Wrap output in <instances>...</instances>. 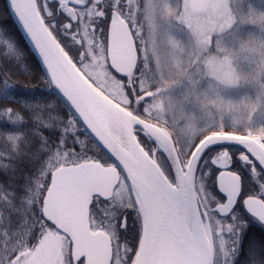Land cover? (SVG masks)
<instances>
[{
  "label": "snow or ice",
  "instance_id": "snow-or-ice-1",
  "mask_svg": "<svg viewBox=\"0 0 264 264\" xmlns=\"http://www.w3.org/2000/svg\"><path fill=\"white\" fill-rule=\"evenodd\" d=\"M8 4L44 66L41 83L56 90L67 112L52 102H6L11 89L35 85L0 74V121L16 128L0 129V172L14 175L11 161L20 156L38 161L25 175L19 206L0 183V264H235L244 213L264 225V151L224 135L181 142L102 104L80 75L96 86L84 72L86 38L115 3ZM241 167L255 190H246Z\"/></svg>",
  "mask_w": 264,
  "mask_h": 264
},
{
  "label": "trees",
  "instance_id": "trees-1",
  "mask_svg": "<svg viewBox=\"0 0 264 264\" xmlns=\"http://www.w3.org/2000/svg\"><path fill=\"white\" fill-rule=\"evenodd\" d=\"M144 1L145 0H129L128 13H126L127 20L133 28V35L135 37L139 56L134 72L130 76L124 77L118 75L109 68L105 56L106 26L102 21L98 22L99 27L96 31L94 33H89L86 38V52L90 60L86 62L84 72L95 81V85L100 91L108 97L110 93L111 99L119 105L123 103L125 105L124 108L127 110L129 109L126 106L130 103L128 95L130 89L132 92L131 111H135L137 106L142 104L143 108L141 109L142 114L139 115L140 118L165 129H172L176 134V139L180 140L181 137L173 127L174 121H178L179 119L176 118L172 120L168 116L164 93L178 85V83H181L188 73L183 72L180 75H171L163 84H159L157 81L154 72L151 70V67H149L150 56L147 54V49L142 43L146 30H143L139 34L136 28L137 16H142L144 21ZM261 2H264V0H227L228 5L233 9V14L236 17L235 23L229 28L223 29L218 35H213L212 37L214 40L211 41L210 46L204 43L205 40L203 39L205 38L203 37L206 36L203 35L197 38L195 42L197 49H195L189 61V65L191 68H199L198 72H192V79L200 78L203 80L204 78L207 80L210 64L220 60L222 57L224 60L229 59L235 68L237 64L250 63L252 68H249V70L253 75L252 79H254V84L256 86V88H253L254 94L255 97L256 94L260 97V109L264 110V44L261 43L264 39L262 38L257 41V50L254 52H236L234 51L236 49L229 44L232 36L241 32L251 33L250 31L252 29L257 32L259 28H261L260 26L264 24V20L255 14V9ZM176 3H179V0H175V4ZM246 21L255 22L256 26L254 28L248 26ZM243 23L246 24L244 27H242ZM226 37L228 40H226ZM221 38L222 41H220ZM259 42L261 44H259ZM247 43L251 44L252 47L256 46L252 41L245 40L244 45ZM249 54L252 55L249 56ZM5 72H10L14 77L18 78V83H26V81H29L35 85L33 87H20L18 85L14 89H11L8 93L6 102L12 103L22 100L34 105H46L52 102L55 104L53 110L66 114L67 105L63 99L50 84L46 82L41 83V81L46 80V73L15 26L9 14L6 1L0 0V74ZM108 85L111 86L113 90L115 89V91H111ZM0 102H5L3 97H0ZM28 117L30 120L31 113L28 114ZM32 127H34V125L31 122L26 125H20L21 129ZM0 129L8 131L16 130L13 125L4 121H0ZM224 129H227V132L249 135L264 141V124L259 123L255 125L253 123L250 124V122H246L242 125L218 122L217 127L196 133L193 138L195 139L198 136L206 135L211 132H225ZM42 131L45 133L49 132L48 129H42ZM52 134L54 135L55 133ZM31 139L33 141L31 150H34L39 141L35 137ZM11 163L14 166L15 174L12 175L10 173L0 172V183H3L9 190L17 194L15 203L19 206V197L23 194L25 175L31 174L35 170L38 161L30 159L28 156H20L13 159ZM11 218L15 222L18 216L13 213ZM248 230L251 229L249 228ZM252 230L254 237L259 241L258 243L264 248V229L256 227ZM237 255H239V253H237ZM235 264L242 263L239 260H235Z\"/></svg>",
  "mask_w": 264,
  "mask_h": 264
},
{
  "label": "rangeland",
  "instance_id": "rangeland-1",
  "mask_svg": "<svg viewBox=\"0 0 264 264\" xmlns=\"http://www.w3.org/2000/svg\"><path fill=\"white\" fill-rule=\"evenodd\" d=\"M143 12L146 32L142 42L150 56L149 67L159 84L171 75L188 73L181 83L164 93L168 116L172 120L179 119L174 121L173 127L181 142L194 139L196 133L217 127L218 122L264 124V110L260 109V97L254 94L256 86L249 70L252 68L250 63L237 64L235 68L229 59L222 57L210 64L207 80L192 79V72L199 71V68L189 65L197 49L196 39L204 35V43L210 46L213 35L235 23L236 17L227 0H209L206 10L200 13L191 9L189 0H179L176 4L175 0H145ZM255 12L264 20V2L257 6ZM247 24L253 28L256 26L252 21ZM245 25L243 23L242 27ZM260 27L257 32L252 29L251 33L241 32L232 36L230 46L236 52L256 51L257 41L264 39V24ZM245 40L252 41L256 46L244 45ZM261 43L264 44V40ZM108 88L115 91L109 85ZM252 231L244 230L240 238L239 255L235 260L242 264H250L252 259L264 262V248ZM53 247L49 246L42 261L52 255Z\"/></svg>",
  "mask_w": 264,
  "mask_h": 264
},
{
  "label": "water",
  "instance_id": "water-1",
  "mask_svg": "<svg viewBox=\"0 0 264 264\" xmlns=\"http://www.w3.org/2000/svg\"><path fill=\"white\" fill-rule=\"evenodd\" d=\"M5 1H6L9 14L12 17V20L15 26L17 27L18 31L22 35L24 41L26 42L27 46L30 48L31 52L35 55V57L38 59V61L40 62L41 66L44 69V66L41 63L40 57L37 55L35 49L33 48L32 43L26 36L21 25L17 21L16 17L12 14L11 8L9 7V4H8V0H5ZM208 1L209 0H189V4L193 11L202 12L207 7ZM137 60H138V54H137L135 42H134V39H133V36L129 29L128 24L122 18H119V20L116 22H111L109 25L108 41H107V61L111 69L115 73L121 76H125V77L130 76L136 68ZM80 79L84 82L85 85H87L88 89L91 90V93L95 94V96L99 99V101L102 104H105V106L110 107L112 111L117 112L123 120L142 119L139 116L133 117L132 115L133 111H129L125 109L124 107H121V105H119L118 103L113 101L111 98H109L107 95H105L96 86L89 83L84 75H80ZM142 120H144L147 125L158 130L162 135H167L171 137L169 133L165 130V128L160 127L145 119H142ZM209 135L230 136V138L236 141H239L245 146H252L256 149H259L260 151H264L263 142L261 139L257 137L247 136V135L229 134V133H212Z\"/></svg>",
  "mask_w": 264,
  "mask_h": 264
},
{
  "label": "flooded vegetation",
  "instance_id": "flooded-vegetation-1",
  "mask_svg": "<svg viewBox=\"0 0 264 264\" xmlns=\"http://www.w3.org/2000/svg\"><path fill=\"white\" fill-rule=\"evenodd\" d=\"M128 1L129 0H105L106 5L108 3H115L117 6L110 9L108 16L109 19L107 20H102V22L105 24L106 26V38H105V56H106V60H107V41H108V30H109V25L111 22H116L119 20V18H122L129 26V29L131 30V33L133 35V28L131 27V25L129 24L128 20H127V16L126 13H128ZM136 28L138 29L137 33H141L144 30V21H143V17L142 16H137V25ZM142 35V34H141ZM134 41H135V37L133 35ZM143 43V42H142ZM135 45H136V41H135ZM144 46V43H143ZM137 49V46H136ZM138 52V50H137ZM108 63V62H107ZM109 66V64H108ZM109 68L111 69V67L109 66ZM112 70V69H111ZM169 135L173 138H176V135L174 133V131L172 129H165ZM212 133H220V132H211ZM222 133H227V132H222ZM230 134V133H229ZM264 142V141H263ZM264 146V143H263ZM252 147V146H249ZM238 171L242 172V175L245 178V184H246V190L248 191H252L255 190V185L251 183L250 178L248 176V169L246 167H241L237 169ZM245 218L247 219L248 222V226L245 229L246 231L250 228L251 230L253 228L256 227H260L262 229H264V225L258 223L256 220H254L251 216H248L247 213H244ZM252 226V227H251ZM245 235V234H244ZM243 235V237H244ZM243 239V238H242Z\"/></svg>",
  "mask_w": 264,
  "mask_h": 264
}]
</instances>
